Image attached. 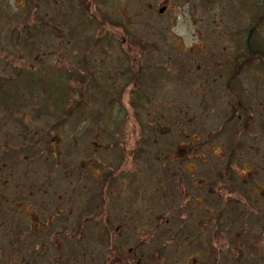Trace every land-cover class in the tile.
Wrapping results in <instances>:
<instances>
[{
  "label": "rangeland",
  "instance_id": "obj_1",
  "mask_svg": "<svg viewBox=\"0 0 264 264\" xmlns=\"http://www.w3.org/2000/svg\"><path fill=\"white\" fill-rule=\"evenodd\" d=\"M258 19L264 45V0H0V86L19 89L0 165L28 184L9 198L33 196L0 208V264H264L259 237L231 244L245 204L226 201L244 166L264 184V63L242 62ZM66 74L88 99L55 102ZM188 159L181 189L174 166L153 177Z\"/></svg>",
  "mask_w": 264,
  "mask_h": 264
},
{
  "label": "flooded vegetation",
  "instance_id": "obj_2",
  "mask_svg": "<svg viewBox=\"0 0 264 264\" xmlns=\"http://www.w3.org/2000/svg\"><path fill=\"white\" fill-rule=\"evenodd\" d=\"M7 85V84H6ZM1 87L7 88V86H5V84L1 85ZM119 111H123L122 109H120ZM151 112H155L153 109L151 110ZM44 113H47L50 115V117H55L56 113L53 112V114L48 113V111L46 110ZM73 113L69 112L68 116L69 118H71V115ZM116 141L118 142V139H116ZM5 147H7L8 149H14V147H12L10 144L8 145H4ZM184 148L186 147L187 150H189V156H190V152H192L193 146L190 144V142H185L184 143ZM94 149H97L95 147H93ZM185 148V149H186ZM185 152H188V151ZM61 145H57V146H51V154H53V157L56 159V164L58 165L61 159H57L56 155L61 156ZM162 155V157H160V159L157 160L158 165L161 164L160 160H164L165 161H169L170 159V153H165V155H163L162 153L160 154ZM62 158V156H61ZM94 161H97V159L95 158ZM188 163H192L191 159L186 160V162H184L183 164H179L178 166L175 167V161L174 162H169L167 164L168 168L165 169H157L155 172V175L153 176L154 178H158L160 177L161 173H166L169 172L171 173V177L174 176V174L176 173L175 171H172L171 169H173L172 167L174 166V168H177V172L178 175L177 176V181L176 184L174 185V188L177 189H181L182 187H184V185L187 183L185 178H183L184 176H189V174H191V171H189L187 169V164ZM78 167L74 166L73 170H72V174H77L78 173ZM14 169L15 168H10V167H6L3 164L0 165V208L1 207H15V205H17V203L19 202L22 206L27 205L25 202H27L28 198H32L33 196H29L26 195L25 193H23L17 200L14 198H9L8 194H6V185L12 184L15 186L14 190H18L20 189H24L25 187L28 186V184L26 185L25 182L23 181H18L17 178H15L14 175ZM91 170L94 173H97V170H93L91 168ZM171 170V171H170ZM248 170H250V174L249 175H244V176H240L237 177V180H239L240 182L238 183V188H243L246 192H241V193H237L235 190L227 187L231 184V180L227 179V181L225 183H223V186L227 187L226 191L231 192L230 194H228L226 201H228L227 203H231L232 201H236V202H240L241 204H245V207H242V209L239 211V215H238V221L241 224V229L240 231L235 232V237L233 239V242L231 244H233L235 247L238 248H242L246 246V238H250L251 236H256L257 238L259 237V242L264 243V184L263 182H261L257 177H254L258 172L256 170L253 171V168H249ZM28 173V171H25V175ZM134 175H131V178L128 179V187H135L137 184H139L140 179L142 177V173L140 174L139 172H135L134 171ZM138 177V178H137ZM176 178V177H173ZM112 179H106L105 182L110 183ZM160 182L164 183L166 185V187H169V185L167 183H165L164 178L159 179ZM235 182V179H233ZM113 183V182H112ZM112 183L110 184L111 186L109 188L112 187V189L114 188V185H112ZM237 185V183H236ZM196 187V186H195ZM140 189H142L141 184H140ZM152 194H156L155 197H164V193L165 191V187H161V186H157L155 187V189L152 190ZM108 194L110 196H112L111 198H113V195H111L110 191H108ZM144 194V193H143ZM130 195V200L133 202H129L127 201L126 204H132L133 206H135L134 202V195L129 194ZM243 197L244 198V203L241 202L240 200H238L239 198ZM155 198V199H156ZM156 200H154V198H152L150 201L148 202V205L155 203ZM135 203V204H134ZM141 206V205H138ZM60 208H57L55 210H60ZM23 210H25L24 207L20 208L18 210V213L23 212ZM62 212V211H60ZM59 212V214H60ZM7 216L8 212L5 213ZM58 215V214H57ZM1 216V215H0ZM255 219L260 223V230H258V227H256L254 224H251L252 222H255ZM227 220H229V218H227ZM236 221V220H235ZM256 223V222H255ZM258 224V223H256ZM198 231V230H197ZM200 231V230H199ZM258 232L259 235L254 234L255 232ZM232 240L229 239V243ZM243 241L245 244H243ZM264 245V244H263ZM264 247V246H263ZM263 251L262 248H260V253ZM264 254V253H263ZM262 256V254H261Z\"/></svg>",
  "mask_w": 264,
  "mask_h": 264
},
{
  "label": "trees",
  "instance_id": "obj_3",
  "mask_svg": "<svg viewBox=\"0 0 264 264\" xmlns=\"http://www.w3.org/2000/svg\"><path fill=\"white\" fill-rule=\"evenodd\" d=\"M262 21L260 20V19H258V21H257V23H256V28H254L255 29V32H253V30L251 31V33H253L254 35H250L251 37L250 38H247L246 40V48L248 49H250V50H247L248 52H249V54L251 55V57L252 58H254V59H250V55H248V57L246 58V60L244 61H242L243 62V64H247V63H249L250 62V60H253V61H256L257 62V60H259V61H261V62H263L264 63V60H263V58L262 57H264V45L263 44H261V41H260V39H258V37H257V34H258V32L260 31L259 29H260V23H261ZM254 26V27H255ZM257 28H259L258 30H256ZM253 36L255 37V40L254 39H252V40H250L251 38H253ZM100 41H103V40H100ZM258 54L260 55V57H256V56H258ZM237 62V64H239V63H241L240 62V60H237L236 61ZM264 66V65H263ZM19 70V69H18ZM14 71H16V69H14ZM23 73L24 72H22L21 73V78L23 77ZM76 76V75H75ZM132 77V76H131ZM76 78H78L77 76H76ZM73 79H72V77H71V74H66V76L64 77V81H65V86H64V92L63 91H61V92H59V91H57L58 92V97L55 99V102H57L58 104H62L63 103V100L65 99H67V101L68 100H70V98L71 99H73V95L76 97V96H81L82 95V97L84 96L85 97V99H88L85 95H84V93H83V90H82V87H81V90H79L80 92L78 93V92H73L72 91V88H71V86L69 85V83H70V81H72ZM22 81V80H21ZM83 81V80H82ZM11 84V83H10ZM86 84V83H85ZM1 85H2V83H1ZM12 85H14V84H12ZM5 86H7V88H4V87H1L0 86V94H3V100L4 101H6V100H8L12 95L13 96H17L19 93H18V91H19V89H18V87H14V86H12V87H9V86H11V85H5ZM87 87V84H86V86H84V88H86ZM8 88H11V89H8ZM78 103H81V102H79V101H77ZM76 102V103H77ZM75 103V102H74ZM10 104V103H9ZM13 104V103H12ZM84 107L85 108H87V101L84 103ZM61 109H62V107H61ZM59 110V111H56V113H58V112H60V111H62V110ZM67 111H72V110H69V107L67 108ZM63 112V111H62ZM112 112V111H111ZM113 116V112L111 113V115L109 116L110 117V123H114L112 120H111V117ZM107 118V116H105V119ZM248 121V120H247ZM110 123H109V125H110ZM107 125V124H106ZM232 157H234V154L232 155ZM243 169H244V173H247L246 175H249L250 174V170H248L249 168L247 167V166H244L243 167ZM254 170H256V168H254L253 167V171ZM256 171H258V170H256ZM237 173V172H236ZM235 173V174H236ZM245 175V174H244ZM243 175V176H244ZM237 177H240V175H239V173H237V175H236ZM231 180V179H230ZM232 180H233V178H232ZM231 180V181H232ZM236 181H237V187H238V183L240 182L239 180H237V178L235 179ZM234 184H236L235 182H234V180L232 181ZM239 189V188H238ZM242 189V192L244 193V192H246L243 188H241ZM241 189H239V190H241Z\"/></svg>",
  "mask_w": 264,
  "mask_h": 264
},
{
  "label": "water",
  "instance_id": "obj_4",
  "mask_svg": "<svg viewBox=\"0 0 264 264\" xmlns=\"http://www.w3.org/2000/svg\"><path fill=\"white\" fill-rule=\"evenodd\" d=\"M164 11H165V7H164V8H162V9H160V11H159V12L163 14V13H165Z\"/></svg>",
  "mask_w": 264,
  "mask_h": 264
}]
</instances>
